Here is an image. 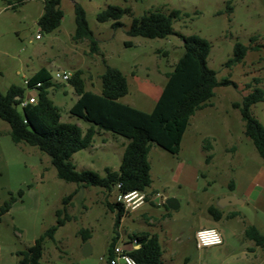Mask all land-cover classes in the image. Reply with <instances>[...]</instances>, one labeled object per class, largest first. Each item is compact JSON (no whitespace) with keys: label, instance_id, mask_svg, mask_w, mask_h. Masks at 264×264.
I'll use <instances>...</instances> for the list:
<instances>
[{"label":"rangeland","instance_id":"rangeland-1","mask_svg":"<svg viewBox=\"0 0 264 264\" xmlns=\"http://www.w3.org/2000/svg\"><path fill=\"white\" fill-rule=\"evenodd\" d=\"M42 3L0 0V90L6 93L11 85L25 87V77L45 66L52 76L81 69L86 90L100 92V75L106 63L119 68L128 80V94L120 100L144 111L153 109L166 74L184 52L183 41L177 34L165 38L129 36L132 15H124L122 27L114 28L112 21H98L97 14L109 5L130 7L134 16L152 10L188 13L174 20V29L206 38L211 44L209 66L219 81L230 79L233 83L216 87L209 105L195 113L178 154L152 144L149 189L155 190L153 196L163 195L164 201L176 198L179 208L166 207L159 196L155 204L148 203L139 211L153 215L151 227L161 237L165 263L183 264L187 256L190 264H264V248L246 236L251 226L264 232V159L245 135L241 112L233 106L255 86L264 89V0H61L64 16L52 32L38 24ZM75 3L86 12L98 42L95 52L89 39H74ZM253 36L256 40L251 41ZM237 41L258 47H251L241 62L228 66ZM255 78L260 79L259 84ZM53 83L49 95L59 107L62 121L76 123L86 131L92 124L70 113L78 99L72 84L55 78ZM32 93L26 88L25 97ZM251 110L264 124V100L252 105ZM124 140L111 131L98 130L92 144L76 152L72 161L80 171L92 169L104 176L106 167L119 169ZM72 193L64 211L70 219L58 228L54 238L45 240L46 253L65 251L62 254L66 255L78 246L75 234L83 228L95 230V252L102 249L113 212L105 202L115 200L117 192L109 195L101 187L59 178L50 156L36 146L14 142L10 124L0 118V207L11 194L15 198L10 211L1 217L0 264H17V252L27 249L56 224V210L64 209L63 200ZM232 196L236 204L218 207L222 199ZM211 206L224 213L221 220L209 212ZM207 227L218 229L224 242L199 249L196 232ZM40 264H48L47 258Z\"/></svg>","mask_w":264,"mask_h":264},{"label":"trees","instance_id":"trees-1","mask_svg":"<svg viewBox=\"0 0 264 264\" xmlns=\"http://www.w3.org/2000/svg\"><path fill=\"white\" fill-rule=\"evenodd\" d=\"M16 1L18 4H24L29 0ZM43 7L44 11L38 19V24L42 30L52 32L60 26L64 16L61 0H43ZM228 9L232 10L230 1ZM75 13L77 27L74 39H89L92 51H97L98 42L88 25L85 10L78 3H75ZM126 14L133 16L127 29L129 36L165 38L177 34L183 41L184 52L173 70L167 73L163 91L151 111L141 110L120 100L128 94V80L119 68L106 63L100 75L102 85L100 93L86 90L84 71L81 69L73 72L69 80L78 94L70 113L92 124L86 131L76 123L62 121L60 109L49 95V89L54 83L52 74L46 68L40 69L30 78V86L41 83L36 88L35 103L20 107L27 87L11 85L6 93L0 90V118L10 124L14 142L36 146L48 154L59 178L79 185L98 186L109 194L114 189L122 193L133 190L146 191L152 183L149 159L152 144L155 143L173 154H178L191 117L209 105L216 87L233 83L230 79L219 81L217 72L209 66L211 44L206 38L199 34L183 35L174 29V20L188 13L179 9H172L169 13L152 10L142 16H134L130 7L109 5L97 14V19L100 22L112 21V26L119 28L122 27L121 19ZM254 40L256 36L251 38V41ZM251 47L257 48L258 45L249 47L237 41L234 44L233 56L227 61V65L241 62ZM254 82L259 84L260 79L255 78ZM263 100L264 89L255 86L233 106L241 112L245 135L253 141L256 150L264 159V124L251 110L252 105ZM98 130L111 131L127 139L119 169L106 167L104 176L92 169L80 171L72 161V156L76 152L92 144ZM118 184H121L119 188ZM22 194L20 191L19 196ZM73 195L72 193L64 198V209L56 210V224L47 228L29 248L17 252V264L41 263L45 240L54 238L58 228L70 219L64 211ZM14 200L11 194L0 207V222L2 215L10 211ZM105 203L116 214L117 228L127 210L116 200L114 202L108 200ZM209 212L216 220L222 217V212L217 207L211 206ZM80 234L84 240L89 239L86 236L89 234L88 229H80ZM246 236L264 248V232H260L258 228L251 226L246 230ZM132 238L140 247L131 249L130 254L139 264H164L163 249L157 235L141 232ZM115 246V242L110 244L111 254Z\"/></svg>","mask_w":264,"mask_h":264},{"label":"crops","instance_id":"crops-1","mask_svg":"<svg viewBox=\"0 0 264 264\" xmlns=\"http://www.w3.org/2000/svg\"><path fill=\"white\" fill-rule=\"evenodd\" d=\"M41 1L43 2V0H41ZM42 6H43V3H42ZM43 11H44V7H43ZM43 11H42V13H43ZM42 13H41V15H42ZM76 41H78V40H76ZM42 68H46L47 70H49L45 66L40 67V68L34 70L29 76H26L25 79L33 77ZM166 81H167V74H166ZM29 90L33 93L29 94L28 97L36 95V90H33V89H29ZM162 91H163V89H162ZM162 91H161V93H162ZM100 92H101V90H100ZM100 92H96V93H100ZM161 93H160V95H161ZM159 96H158V98H159ZM28 97H25V98H28ZM158 98H157V100H158ZM157 100L155 101V103L157 102ZM192 117H191V119H192ZM191 119H190L189 125L191 123ZM189 125H188V127H189ZM188 127L184 133V136L182 139V144H183L185 134L188 130ZM126 143H127V139L124 140V142L122 143L123 152H124V148H125ZM182 144H181V147H182ZM122 157H123V153L121 156V160H122ZM110 168H112V167H110ZM112 169H114V168H112ZM115 170H117V169H115ZM114 190L117 192V189H114ZM146 192L148 193L147 201L142 206H140L138 209L127 211L121 217L119 226L117 228L115 227V216H116V214L114 211L112 212V218H111L112 223L109 225L108 230L106 232H104V234H103L104 235L103 243H102L103 248L100 249L99 251L95 252V249H96V243L94 240L95 239V234H94L95 230L92 229V231H90L89 234L86 235L89 237V239L84 240L82 235L80 234V229H78L76 231V234H75L76 239H77L76 241H78V246L72 248L70 252L66 253V255L62 254V252H65V251H62V252L61 251H55L54 252V250H52V251L49 250V251H47L48 253H46L44 251L42 259H44V257H46L48 264H105L106 259L112 255L111 249H110V244L112 242H115L116 246L121 245L124 248L130 249V250L134 249V248H139L140 245L136 242V240L134 238H132V236H134L135 234H139L141 232H148V233L157 235L158 239L161 243V237H160L158 231H155V229H152V227H151L154 224L153 215L147 210H142V211H139V210L148 203L149 204H155L156 203L155 199L158 198L159 196L163 197V195H160V193H157L155 196H153V194H155V190L151 191L149 188L146 190ZM227 198H225V199H227ZM234 198L236 199V197H234ZM164 199H165V197H163L161 202L165 203L166 200L164 201ZM225 199H224V203H223L224 206L223 207L218 206L219 208L223 209V208H226L230 204H236L237 203V199L233 203H229V201H227ZM114 201L115 200H110V202H114ZM223 215H224V213L222 212V217H223ZM222 217L218 220H221ZM98 221H100V218L98 219ZM63 226H65V224L62 225L61 227H63ZM34 241H33V243H34ZM31 245H29L27 248H29ZM69 245H70V247L73 246L72 241L69 242ZM61 246L64 249L70 248L69 246H66V245L64 246L63 244H61ZM161 246H162V244H161ZM164 257H165V251L163 249V256H162L163 263L164 264H173V263H165ZM183 260H184L183 264H190L189 257L186 256V257H184Z\"/></svg>","mask_w":264,"mask_h":264},{"label":"built area","instance_id":"built-area-1","mask_svg":"<svg viewBox=\"0 0 264 264\" xmlns=\"http://www.w3.org/2000/svg\"><path fill=\"white\" fill-rule=\"evenodd\" d=\"M39 38V35H37ZM73 73L70 71L56 72L52 79L69 81ZM24 84L28 89L36 90L38 86L41 85L40 82L33 86H30V78L24 80ZM36 102V95L24 98L20 107H24L29 103ZM121 184L117 185L119 188ZM148 198V193L146 191L133 190L127 193L117 192L115 200L121 202L127 211L138 209L142 206ZM218 239L219 242H216ZM223 236L221 232L215 227H207L199 229L196 232V244L199 249L205 247H212L223 244ZM105 264H139L137 260L130 254V249L124 248L121 245L115 246L113 253L109 256Z\"/></svg>","mask_w":264,"mask_h":264},{"label":"water","instance_id":"water-1","mask_svg":"<svg viewBox=\"0 0 264 264\" xmlns=\"http://www.w3.org/2000/svg\"><path fill=\"white\" fill-rule=\"evenodd\" d=\"M225 200L229 201V203H233L236 199L234 197H228ZM223 203H224V199L221 200V202L218 204V206L223 207L224 206ZM165 204L171 209H176V208L179 207V202L174 197L167 198L166 201H165Z\"/></svg>","mask_w":264,"mask_h":264},{"label":"clouds","instance_id":"clouds-1","mask_svg":"<svg viewBox=\"0 0 264 264\" xmlns=\"http://www.w3.org/2000/svg\"><path fill=\"white\" fill-rule=\"evenodd\" d=\"M216 242H219V241H218V239H217V241H216Z\"/></svg>","mask_w":264,"mask_h":264}]
</instances>
